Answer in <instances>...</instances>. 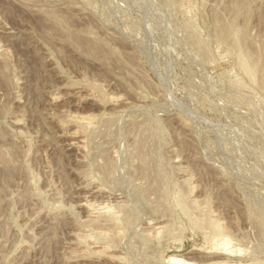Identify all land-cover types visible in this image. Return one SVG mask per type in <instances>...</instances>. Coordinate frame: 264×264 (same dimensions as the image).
Listing matches in <instances>:
<instances>
[{
  "label": "rangeland",
  "instance_id": "rangeland-1",
  "mask_svg": "<svg viewBox=\"0 0 264 264\" xmlns=\"http://www.w3.org/2000/svg\"><path fill=\"white\" fill-rule=\"evenodd\" d=\"M222 242L264 264V0H0V264Z\"/></svg>",
  "mask_w": 264,
  "mask_h": 264
},
{
  "label": "bare ground",
  "instance_id": "bare-ground-1",
  "mask_svg": "<svg viewBox=\"0 0 264 264\" xmlns=\"http://www.w3.org/2000/svg\"><path fill=\"white\" fill-rule=\"evenodd\" d=\"M218 231V230H217ZM159 232V231H158ZM219 233V232H218ZM220 235V234H219ZM226 240V239H225ZM226 242V241H223ZM221 244V246L218 249H214L211 250L209 252H205V251H201V250H195V252H193L194 256L195 255H202L204 256V258H200V259H192L191 262L195 261V263L197 261H201L202 264H205V262L211 261L212 259H210L211 257H213V259H219L221 261L218 260V262H212V263H206V264H232L233 259H241V254L239 251H235L232 250L228 247L227 243H223ZM194 251V250H193ZM119 258V257H118ZM196 258V257H195ZM198 258V257H197ZM187 259V258H186ZM190 260V259H189ZM178 261V262H177ZM181 259L180 258H175L174 257V263L173 264H181L180 263ZM232 263H231V262ZM200 263V264H201ZM235 263V262H234ZM189 264V263H187ZM238 264V263H237Z\"/></svg>",
  "mask_w": 264,
  "mask_h": 264
}]
</instances>
